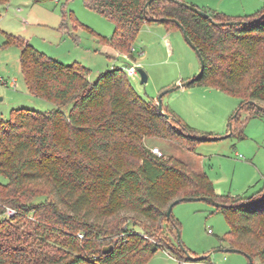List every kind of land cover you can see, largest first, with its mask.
Returning <instances> with one entry per match:
<instances>
[{
    "label": "trees",
    "instance_id": "16d2710c",
    "mask_svg": "<svg viewBox=\"0 0 264 264\" xmlns=\"http://www.w3.org/2000/svg\"><path fill=\"white\" fill-rule=\"evenodd\" d=\"M149 1L84 4L115 25L111 37L97 35L99 42L133 59L131 50L143 25L179 28L172 20L181 23L205 65L191 86H211L240 98L231 135L244 136L243 111L249 118H264L257 108L264 106V7L232 19L191 4L209 14L204 17L181 3L190 4L187 0H154L146 7ZM9 2L0 0V5ZM62 17L63 31L80 26L65 6ZM163 18L170 21L161 22ZM6 44L21 49L29 94L57 109L20 108L9 119L0 118V175L8 180L0 183V264H146L160 249L183 259L181 224L167 214L172 202L190 197L222 204L217 212L231 230L220 240L249 255L254 264H264V188L250 196L219 195L207 174L176 158L160 157L145 144L147 138L165 139L196 153L200 143L211 140L199 139L194 128L165 110L173 116L168 120L157 101L135 91L122 68L92 82L88 68L64 64L21 36L8 34ZM68 106L72 109L66 115L62 109ZM42 186L48 188V199L28 203L40 195L34 188ZM8 209L15 214L8 217ZM26 227L32 230L26 232ZM108 247L113 249L105 252Z\"/></svg>",
    "mask_w": 264,
    "mask_h": 264
},
{
    "label": "rangeland",
    "instance_id": "374dc122",
    "mask_svg": "<svg viewBox=\"0 0 264 264\" xmlns=\"http://www.w3.org/2000/svg\"><path fill=\"white\" fill-rule=\"evenodd\" d=\"M187 1L232 19L252 16L264 7V0ZM63 6L80 24L77 29L71 27L68 32L60 28ZM114 33V23L86 7L84 0H10L0 5V118L7 120L14 109L20 108L41 113L57 109L53 103L29 94L21 71V49L7 46L8 34L25 38L36 49L64 64L76 62L86 66L92 80L114 67L142 69L148 75L146 84L141 83L140 75L127 73V76L135 91L147 100L157 101L162 92L186 83L201 71L196 51L178 27L169 28L162 23L143 25L133 44L137 51L135 59L99 42L98 36L109 38ZM14 79L16 83L12 87ZM241 103L240 98L211 86L177 89L163 97L164 110L180 117L200 137L212 135L223 139L200 143L196 153L165 139L147 138L145 144L151 149L159 148L165 158H176L197 172L207 174L219 195H253L264 188V118H249L250 114L243 111L239 120L247 122L244 136H228L231 118L238 114ZM71 109L72 106H68L62 110L69 115ZM7 182L0 175V183ZM34 190L40 195L28 203L48 199L47 187ZM173 215L181 224L185 257L180 259L160 249L146 264H249L246 255L225 251L230 243L220 239L227 237L231 229L225 216L210 202L180 203ZM24 230L32 229L26 227ZM164 233L166 241L168 232ZM54 252L58 253L57 249ZM201 257L207 258L203 261L192 259Z\"/></svg>",
    "mask_w": 264,
    "mask_h": 264
},
{
    "label": "water",
    "instance_id": "95a60500",
    "mask_svg": "<svg viewBox=\"0 0 264 264\" xmlns=\"http://www.w3.org/2000/svg\"><path fill=\"white\" fill-rule=\"evenodd\" d=\"M153 1H154V0H150V1L146 4V7H149L150 3L153 2ZM181 3H182L184 6L188 7L189 9H191L192 11H194V12H196V13H198V14L204 16V17H209V14H207L206 12L200 10V9L197 8L196 6H193V5H191V4L184 3V2H181ZM167 21H170V20H169V19H165V18L161 19V22H167ZM172 22L176 23V24L179 26V28H180L181 31L183 32L184 37H185V39L187 40V42L192 46V48H193V49L196 51V53L198 54V56H199V58H200V61H201V71H200V73H199V75H198L197 77H200V76L203 74V72H204L205 65H204V60H203L202 56H201L200 53H199V50L196 48V46L194 45V43L192 42V40L189 38V36H188V34H187V32H186L184 26H183L181 23H179L177 20H172ZM230 24L233 25V24H235V22H231ZM138 73H139V75H140V77H141V83H142V84H146V83L148 82V75L146 74V72H144L142 69H139V70H138ZM195 79H196V78H192V79L188 80L186 83H183V84H180V85H178V86H176V87H173V88H171V89H168V90L162 92V93L160 94V96L158 97V99H157L158 108H159V110H160V111L166 116V118H167L168 120H172V119H173V116H171V115H169V114H167V113L165 112V110H164V108H163V104H162V99H163V97H164L166 94H168V93H171V92L176 91L177 89L184 88V87H190V86L194 83ZM257 108H258L260 111L264 112V106H262V105H257ZM237 115H238V114H237ZM237 115H236V116H237ZM230 131H231V132H230V134H229L228 136H230V135L232 134V126L230 127ZM228 136H226L225 138H227ZM198 138L201 139V140L209 139V140H211V141H214V140L217 141V140L223 139L222 137H220V138H214V137H213V138H207V137H203V136H201V137L199 136ZM191 201H207V202H210L211 204H213L216 208H218V207H222V206H223L222 204L216 202L214 199H212V198H208V197H199V198H192V197H190V198H180V199H177V200H175L174 202H172V204L169 206L168 214H167L168 218H171V216L173 215V210H174V208H175L177 205H179L180 203H183V202H191ZM178 244L181 246V248H183V247H182V243H181V233H180V230H178ZM112 249H113V247H108V248L105 249V252H110ZM225 251H226V252H231V253H241V254H244V255H246V256L248 257V259L250 260V264H254V261L251 259V257H250L249 255H247L246 253H244L243 251L239 250V249L229 248V249H226ZM206 258H207V257L192 258V259H193L194 261H203V260H205Z\"/></svg>",
    "mask_w": 264,
    "mask_h": 264
},
{
    "label": "built area",
    "instance_id": "2783aa9c",
    "mask_svg": "<svg viewBox=\"0 0 264 264\" xmlns=\"http://www.w3.org/2000/svg\"><path fill=\"white\" fill-rule=\"evenodd\" d=\"M57 1H59V0H57ZM136 49L135 48H132V53H133V55H135L136 54ZM124 70L126 71V73H128V74H131V75H137V76H139V73H138V70L136 69V68H134V67H126V68H124ZM15 83H16V79H14L12 82H11V86L12 87H15ZM152 152L154 153V154H156V155H158V156H163V154L160 152V149L159 148H153L152 149ZM15 214V210H13V209H8L7 210V213H6V215L8 216V217H10V216H12V215H14Z\"/></svg>",
    "mask_w": 264,
    "mask_h": 264
},
{
    "label": "crops",
    "instance_id": "0c3cea01",
    "mask_svg": "<svg viewBox=\"0 0 264 264\" xmlns=\"http://www.w3.org/2000/svg\"><path fill=\"white\" fill-rule=\"evenodd\" d=\"M59 1H60V0H59ZM59 1H58V2H59ZM107 55H108L109 58H113V57H111V55H109L108 53H107ZM56 59H57V58H56ZM59 60H60V59H59ZM75 63H76V62H75ZM72 64H73V63H72ZM83 66H84V65H83ZM84 67H86V66H84ZM86 68H87V67H86ZM108 70H110V69H108ZM108 70H107V71H108ZM105 72H106V71H105ZM105 72H103V73H105ZM103 73H100V75L103 74ZM100 75H98V76H100ZM195 76H196V75H195ZM195 76H193V77H195ZM88 78H89V80L92 81V82H95V81L98 79V78H97L96 80H92V79H90V75H89ZM190 87H192V86H190ZM188 125H189V124H188ZM192 128H193V127H192ZM149 148H150V147H149ZM195 171H196V170H195Z\"/></svg>",
    "mask_w": 264,
    "mask_h": 264
}]
</instances>
